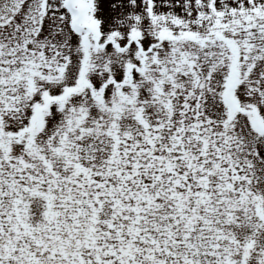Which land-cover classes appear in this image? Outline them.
Wrapping results in <instances>:
<instances>
[{
    "label": "rangeland",
    "instance_id": "obj_1",
    "mask_svg": "<svg viewBox=\"0 0 264 264\" xmlns=\"http://www.w3.org/2000/svg\"><path fill=\"white\" fill-rule=\"evenodd\" d=\"M0 217V264H264V0L1 10Z\"/></svg>",
    "mask_w": 264,
    "mask_h": 264
},
{
    "label": "flooded vegetation",
    "instance_id": "obj_2",
    "mask_svg": "<svg viewBox=\"0 0 264 264\" xmlns=\"http://www.w3.org/2000/svg\"><path fill=\"white\" fill-rule=\"evenodd\" d=\"M21 0H0V11L7 10L8 12H14L17 10ZM1 220V217H0Z\"/></svg>",
    "mask_w": 264,
    "mask_h": 264
}]
</instances>
